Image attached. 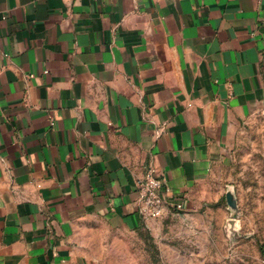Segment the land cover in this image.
Listing matches in <instances>:
<instances>
[{
	"label": "crops",
	"instance_id": "obj_1",
	"mask_svg": "<svg viewBox=\"0 0 264 264\" xmlns=\"http://www.w3.org/2000/svg\"><path fill=\"white\" fill-rule=\"evenodd\" d=\"M263 104L264 0H0V264H146ZM147 164L178 215L140 217Z\"/></svg>",
	"mask_w": 264,
	"mask_h": 264
},
{
	"label": "rangeland",
	"instance_id": "obj_2",
	"mask_svg": "<svg viewBox=\"0 0 264 264\" xmlns=\"http://www.w3.org/2000/svg\"><path fill=\"white\" fill-rule=\"evenodd\" d=\"M219 163L215 179L224 193L206 223L198 217L182 236L173 226L168 239L143 242L141 261L264 264V104L240 121Z\"/></svg>",
	"mask_w": 264,
	"mask_h": 264
},
{
	"label": "built area",
	"instance_id": "obj_3",
	"mask_svg": "<svg viewBox=\"0 0 264 264\" xmlns=\"http://www.w3.org/2000/svg\"><path fill=\"white\" fill-rule=\"evenodd\" d=\"M134 191L137 212L144 220L178 215L184 210L182 201L176 200L165 178L154 165L147 164L143 176L135 182Z\"/></svg>",
	"mask_w": 264,
	"mask_h": 264
}]
</instances>
